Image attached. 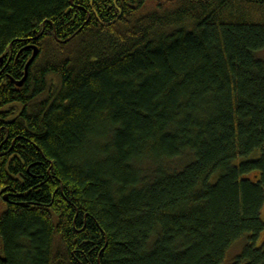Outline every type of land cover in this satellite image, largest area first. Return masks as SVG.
Returning <instances> with one entry per match:
<instances>
[{
	"label": "trees",
	"instance_id": "trees-1",
	"mask_svg": "<svg viewBox=\"0 0 264 264\" xmlns=\"http://www.w3.org/2000/svg\"><path fill=\"white\" fill-rule=\"evenodd\" d=\"M262 51L264 0H0V264H264Z\"/></svg>",
	"mask_w": 264,
	"mask_h": 264
},
{
	"label": "rangeland",
	"instance_id": "rangeland-1",
	"mask_svg": "<svg viewBox=\"0 0 264 264\" xmlns=\"http://www.w3.org/2000/svg\"><path fill=\"white\" fill-rule=\"evenodd\" d=\"M260 58L264 59V51L259 53ZM181 161H177L176 165L178 166V168L181 166ZM147 169V171H153L152 168H150L149 166L144 165L142 167V169ZM261 219L264 222V206L261 210ZM258 244H262L264 243V230L262 231V233L259 235L258 240H257ZM245 242L244 241H240L237 242L236 244H234L227 252L226 257L224 259V263L223 264H232L233 261L236 259L237 256H239L244 248Z\"/></svg>",
	"mask_w": 264,
	"mask_h": 264
},
{
	"label": "water",
	"instance_id": "water-1",
	"mask_svg": "<svg viewBox=\"0 0 264 264\" xmlns=\"http://www.w3.org/2000/svg\"><path fill=\"white\" fill-rule=\"evenodd\" d=\"M59 41V40H58ZM60 42V41H59ZM60 43H64V42H60ZM37 48L36 47H33V54H32V57L30 58V60L28 61V63L26 64V67L24 69V75H23V78L20 80V81H17V82H13L14 85L16 87H22L24 81L26 80L27 78V69L29 67V65L33 62V60L35 59V57L37 56ZM5 201L8 199L7 196H5Z\"/></svg>",
	"mask_w": 264,
	"mask_h": 264
},
{
	"label": "flooded vegetation",
	"instance_id": "flooded-vegetation-1",
	"mask_svg": "<svg viewBox=\"0 0 264 264\" xmlns=\"http://www.w3.org/2000/svg\"><path fill=\"white\" fill-rule=\"evenodd\" d=\"M4 198H5V196L3 197V200H4V202H6V203H7L8 199L5 201V199H4Z\"/></svg>",
	"mask_w": 264,
	"mask_h": 264
},
{
	"label": "bare ground",
	"instance_id": "bare-ground-1",
	"mask_svg": "<svg viewBox=\"0 0 264 264\" xmlns=\"http://www.w3.org/2000/svg\"><path fill=\"white\" fill-rule=\"evenodd\" d=\"M43 32V31H42Z\"/></svg>",
	"mask_w": 264,
	"mask_h": 264
}]
</instances>
